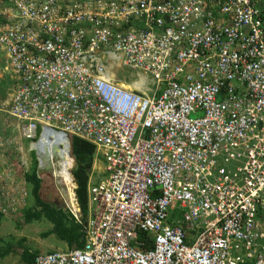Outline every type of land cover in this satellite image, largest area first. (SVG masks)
Instances as JSON below:
<instances>
[{"label": "built area", "instance_id": "1", "mask_svg": "<svg viewBox=\"0 0 264 264\" xmlns=\"http://www.w3.org/2000/svg\"><path fill=\"white\" fill-rule=\"evenodd\" d=\"M0 52L79 223L72 138L105 162L82 246L33 264H264V0H0Z\"/></svg>", "mask_w": 264, "mask_h": 264}, {"label": "rangeland", "instance_id": "2", "mask_svg": "<svg viewBox=\"0 0 264 264\" xmlns=\"http://www.w3.org/2000/svg\"><path fill=\"white\" fill-rule=\"evenodd\" d=\"M2 59L3 54L0 52V67ZM12 86L13 80L3 72L0 77V209H4V213H0V264H23L22 255L25 251L37 255L52 250L69 249L65 243L48 233L52 225L45 218L30 222L24 219L25 211L40 207L31 193V184L26 183L21 176L13 174L20 171L22 161L28 166H34L36 154L28 151L29 141L20 138L16 130L17 120L6 112V101ZM96 162L99 169L96 170V164L92 162V174H88L92 181L104 176L105 162L100 156ZM39 178L40 199L43 202H53L57 207L72 213L66 203L64 188L58 180L46 171H41ZM19 189H24L26 194L23 196Z\"/></svg>", "mask_w": 264, "mask_h": 264}, {"label": "trees", "instance_id": "3", "mask_svg": "<svg viewBox=\"0 0 264 264\" xmlns=\"http://www.w3.org/2000/svg\"><path fill=\"white\" fill-rule=\"evenodd\" d=\"M93 152L94 147L91 144L76 137L72 138L71 155L74 158L75 164L71 172L76 184L74 193L80 209V223L68 211L54 204L43 202L40 199L38 190L41 183L39 178L36 177L35 166L31 168L30 172L24 175L25 182L31 184V193L34 196L37 206L40 207V209L35 208L25 211V221H38L45 218L52 225L48 233L53 234L58 240L65 243L69 249L73 246L80 247L83 243V222L87 218L86 186L89 177L87 169L90 168L93 162ZM0 255L2 256V253ZM35 256L25 251L22 255L23 264H33Z\"/></svg>", "mask_w": 264, "mask_h": 264}, {"label": "bare ground", "instance_id": "4", "mask_svg": "<svg viewBox=\"0 0 264 264\" xmlns=\"http://www.w3.org/2000/svg\"><path fill=\"white\" fill-rule=\"evenodd\" d=\"M56 151H58V154L61 156V161L59 162V166H60V171H54L53 168L51 167V164L48 163L47 166L50 169V172L52 173V171L54 172V174L56 175V179L58 180V183L60 184V186H62L64 188V195H66L67 198V206L69 207V209L75 213L77 211L76 209V205L74 203V198H73V193H72V187H73V183L71 180V176L68 173L69 168L71 167V160L67 157L64 156L62 154V151L58 148L56 149ZM55 154H53L54 156ZM49 160V159H48ZM40 162L43 164V160L41 159V154H40ZM53 166H55V164H53Z\"/></svg>", "mask_w": 264, "mask_h": 264}, {"label": "clouds", "instance_id": "5", "mask_svg": "<svg viewBox=\"0 0 264 264\" xmlns=\"http://www.w3.org/2000/svg\"><path fill=\"white\" fill-rule=\"evenodd\" d=\"M70 155H71V151H70ZM71 157H72V155H71ZM72 158H73V157H72ZM92 158H93V157H92ZM73 159H74V158H73ZM32 163H33V161H32ZM74 164H75V161H74ZM34 166L36 167V163L34 164ZM32 167H33V166H31V164H29V166H28V170H27V172H24V174H22L20 171H18V172L15 171V172H16V174H17L18 177L21 176L20 178H23V180L25 181V179H24V178H25L24 175H25V173H28V172L31 170ZM73 168H74V167H73ZM35 169H36V168H35ZM36 170H37V169H36ZM45 171H46V172H50V169H47V170H45ZM40 172H41V171H40ZM40 172H39V173H40ZM42 172H43V171H42ZM19 173H21V174H19ZM50 173H51V172H50ZM90 173H91V171H90ZM35 174H36V171H35ZM51 174H52V173H51ZM71 174H72V172H71ZM36 177L39 178V176H37V175H36ZM72 177H73V175H72ZM39 179H40V178H39ZM73 179H74V178H73ZM74 182H75V181H74ZM25 184H26V183H25ZM79 211H80V209H79ZM71 214H72V213H71ZM80 215H81V214H80Z\"/></svg>", "mask_w": 264, "mask_h": 264}, {"label": "water", "instance_id": "6", "mask_svg": "<svg viewBox=\"0 0 264 264\" xmlns=\"http://www.w3.org/2000/svg\"><path fill=\"white\" fill-rule=\"evenodd\" d=\"M95 156V153L92 154V157L94 158ZM49 167L46 165V168L45 169H48ZM87 174H90V168L87 169ZM83 226L85 227L86 226V223L84 222Z\"/></svg>", "mask_w": 264, "mask_h": 264}, {"label": "flooded vegetation", "instance_id": "7", "mask_svg": "<svg viewBox=\"0 0 264 264\" xmlns=\"http://www.w3.org/2000/svg\"><path fill=\"white\" fill-rule=\"evenodd\" d=\"M41 183V182H40ZM40 189H41V184H40V187H39V190H38V194H40ZM51 204H54L53 202H51Z\"/></svg>", "mask_w": 264, "mask_h": 264}, {"label": "crops", "instance_id": "8", "mask_svg": "<svg viewBox=\"0 0 264 264\" xmlns=\"http://www.w3.org/2000/svg\"><path fill=\"white\" fill-rule=\"evenodd\" d=\"M14 200V199H13Z\"/></svg>", "mask_w": 264, "mask_h": 264}]
</instances>
